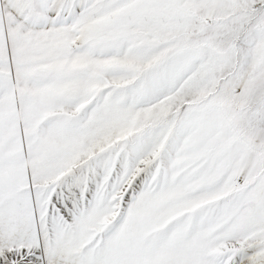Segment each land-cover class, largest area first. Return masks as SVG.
I'll list each match as a JSON object with an SVG mask.
<instances>
[{
    "label": "snow or ice",
    "instance_id": "obj_1",
    "mask_svg": "<svg viewBox=\"0 0 264 264\" xmlns=\"http://www.w3.org/2000/svg\"><path fill=\"white\" fill-rule=\"evenodd\" d=\"M0 264H264V0H0Z\"/></svg>",
    "mask_w": 264,
    "mask_h": 264
}]
</instances>
